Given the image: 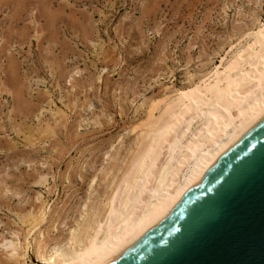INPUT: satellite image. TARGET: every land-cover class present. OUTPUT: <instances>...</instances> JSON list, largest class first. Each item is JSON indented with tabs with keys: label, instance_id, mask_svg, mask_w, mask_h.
<instances>
[{
	"label": "rangeland",
	"instance_id": "1",
	"mask_svg": "<svg viewBox=\"0 0 264 264\" xmlns=\"http://www.w3.org/2000/svg\"><path fill=\"white\" fill-rule=\"evenodd\" d=\"M262 24L264 0H0V261L44 205L29 242H61L105 201L149 109Z\"/></svg>",
	"mask_w": 264,
	"mask_h": 264
},
{
	"label": "bare ground",
	"instance_id": "2",
	"mask_svg": "<svg viewBox=\"0 0 264 264\" xmlns=\"http://www.w3.org/2000/svg\"><path fill=\"white\" fill-rule=\"evenodd\" d=\"M253 31L198 83L149 109L147 123L138 128L136 149L125 165L121 161L124 166L114 175L105 201L89 207L91 213L83 210V221L61 242L53 246L41 235V241L29 242L46 219L44 205L39 216L29 214L33 223L24 246L17 232L13 240L3 238L8 263L0 264H28L30 250L36 264H105L166 218L220 156L264 117V24ZM95 183L96 177L91 186Z\"/></svg>",
	"mask_w": 264,
	"mask_h": 264
},
{
	"label": "water",
	"instance_id": "3",
	"mask_svg": "<svg viewBox=\"0 0 264 264\" xmlns=\"http://www.w3.org/2000/svg\"><path fill=\"white\" fill-rule=\"evenodd\" d=\"M105 264H264V117L166 218Z\"/></svg>",
	"mask_w": 264,
	"mask_h": 264
}]
</instances>
